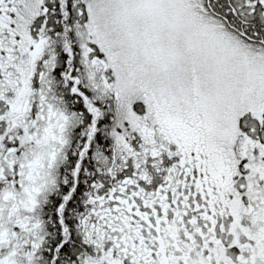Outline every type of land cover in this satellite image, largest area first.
<instances>
[{"label":"snow or ice","instance_id":"obj_1","mask_svg":"<svg viewBox=\"0 0 264 264\" xmlns=\"http://www.w3.org/2000/svg\"><path fill=\"white\" fill-rule=\"evenodd\" d=\"M0 264H264V0H0Z\"/></svg>","mask_w":264,"mask_h":264}]
</instances>
